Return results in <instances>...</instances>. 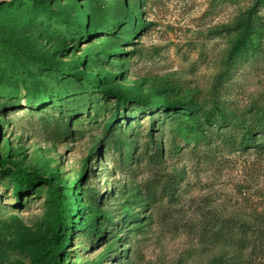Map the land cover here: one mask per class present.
<instances>
[{"label": "rangeland", "instance_id": "1", "mask_svg": "<svg viewBox=\"0 0 264 264\" xmlns=\"http://www.w3.org/2000/svg\"><path fill=\"white\" fill-rule=\"evenodd\" d=\"M0 264H264V0H0Z\"/></svg>", "mask_w": 264, "mask_h": 264}, {"label": "trees", "instance_id": "2", "mask_svg": "<svg viewBox=\"0 0 264 264\" xmlns=\"http://www.w3.org/2000/svg\"><path fill=\"white\" fill-rule=\"evenodd\" d=\"M55 209L57 211L56 224H57V229H58V224H59V222H61L62 217H64L65 216V213H66V209L64 207V204H63L60 196H58L56 198V201H55Z\"/></svg>", "mask_w": 264, "mask_h": 264}]
</instances>
